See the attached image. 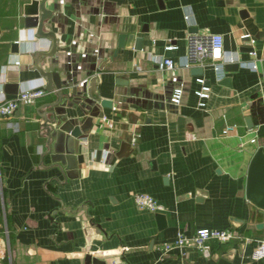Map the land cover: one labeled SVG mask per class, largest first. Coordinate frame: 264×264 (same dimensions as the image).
I'll return each mask as SVG.
<instances>
[{
    "label": "crops",
    "instance_id": "crops-1",
    "mask_svg": "<svg viewBox=\"0 0 264 264\" xmlns=\"http://www.w3.org/2000/svg\"><path fill=\"white\" fill-rule=\"evenodd\" d=\"M27 1L0 0L2 92L5 84L44 89L34 65L60 80L72 69L75 82L92 80L96 99L111 107L95 105L91 127L81 108L62 107L85 129L77 145L58 133L49 148L37 113L52 93L0 118V264H264L248 259L253 243H205L204 256L192 240L209 229L264 241V212L244 198L250 158L259 147L264 152V0H46L53 13L43 31L55 52L39 62L34 54L48 53L52 40L24 28ZM213 34L222 37L219 81L187 58L188 35ZM119 35L127 38L113 55ZM136 38L140 51L132 49ZM152 57L172 60L173 72ZM196 78L209 87L203 108ZM136 193L164 211L138 210Z\"/></svg>",
    "mask_w": 264,
    "mask_h": 264
},
{
    "label": "water",
    "instance_id": "water-1",
    "mask_svg": "<svg viewBox=\"0 0 264 264\" xmlns=\"http://www.w3.org/2000/svg\"><path fill=\"white\" fill-rule=\"evenodd\" d=\"M46 0H28L22 5L23 26L25 29H35L36 38H50L52 40L51 49L46 54H34V60L40 61L41 57H51L55 52V40L52 34L43 31V24L49 20L52 16L53 10L45 8ZM127 36L119 35L117 39V47L113 55L123 49L125 39ZM141 40L139 38L134 39L132 49L134 51L141 50ZM250 52V51H249ZM35 70L38 73L40 79L45 82L44 90L47 93H52L54 101L49 102L39 108L40 112L37 113L40 119V128L42 131V137L45 138V146L49 148V143L58 133H63L65 138H71L75 141L76 145L80 135L84 132V127L75 124L73 120H67L65 115H62V107L70 108L75 105L81 108L88 117L84 122L88 127H91V118L93 117L90 111L95 105L100 108L109 109L111 102L108 100H97L93 92L91 82L92 80L77 83L74 81V70L69 69L68 74H65L64 79L60 80L57 72L46 71L40 69L34 65ZM236 66L226 65L225 71H232ZM202 70L201 68L199 69ZM223 83H228V80H223ZM78 89V90H77ZM18 90L17 84H5L3 86V92L8 95H15ZM158 96H153L152 99L158 100ZM151 99V100H152ZM163 99V98H161ZM150 100V101H151ZM152 102H147V108L151 107ZM96 118L101 119L102 114L99 113ZM248 125V120H244ZM127 144L122 143L120 145V151H122ZM77 153V151H76ZM118 152L115 153V157H120ZM77 161L82 162V157L77 155ZM245 200L258 210L264 212V152L262 148H257L247 166L245 176L244 187Z\"/></svg>",
    "mask_w": 264,
    "mask_h": 264
},
{
    "label": "built area",
    "instance_id": "built-area-1",
    "mask_svg": "<svg viewBox=\"0 0 264 264\" xmlns=\"http://www.w3.org/2000/svg\"><path fill=\"white\" fill-rule=\"evenodd\" d=\"M188 16H184L187 20ZM241 39H246L248 36L246 34L240 37ZM249 45L252 46L254 41L250 38ZM187 41V58L191 64H196L199 67H210L215 75L216 81L222 79L223 75V57H222V37L217 34L208 35L204 37H197L194 35H188ZM174 47L166 46L165 51H170ZM249 55H253V51L249 52ZM153 62L160 64L161 68L168 73H172L174 70V64L172 60L168 58H151ZM252 62H249V64ZM13 65L17 66L18 61H13ZM254 69V65H251ZM138 70V68H136ZM195 82L199 85V89L195 91V96L198 98V107H204V100L207 99L209 93V87L205 84L202 78H196ZM45 90L42 87H29L26 89L19 90L14 96L6 98L0 87V118L10 119L14 112L21 106H28L33 104L37 99L45 95ZM181 97V88H176L170 98L172 104L177 105ZM7 127L13 132L18 131V126L16 123L7 122ZM233 129V126H224V132H229ZM137 135H133L131 142L134 143ZM187 140H193L194 136L189 134L186 138ZM249 143H255V139L251 138ZM106 153V152H105ZM103 160V159H102ZM132 201L134 206L141 211H146L149 213H161L164 211V207L158 204L152 197L144 193H136L132 196ZM240 240L243 243H253L248 259L251 261L264 260V241H253L249 238H244L230 230H209V229H198L194 232L192 240L196 243V249L200 251L204 256H208V250L205 247V243L215 242V243H226L230 240ZM182 242L180 236L177 238L176 242L169 247H176ZM187 243V241L185 240ZM188 247V246H186Z\"/></svg>",
    "mask_w": 264,
    "mask_h": 264
}]
</instances>
